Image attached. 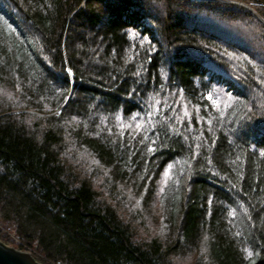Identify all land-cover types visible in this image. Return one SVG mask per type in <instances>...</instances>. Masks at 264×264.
Here are the masks:
<instances>
[{
    "label": "trees",
    "instance_id": "1",
    "mask_svg": "<svg viewBox=\"0 0 264 264\" xmlns=\"http://www.w3.org/2000/svg\"><path fill=\"white\" fill-rule=\"evenodd\" d=\"M259 16L0 0V240L43 264H264Z\"/></svg>",
    "mask_w": 264,
    "mask_h": 264
},
{
    "label": "water",
    "instance_id": "2",
    "mask_svg": "<svg viewBox=\"0 0 264 264\" xmlns=\"http://www.w3.org/2000/svg\"><path fill=\"white\" fill-rule=\"evenodd\" d=\"M261 19L263 20V18ZM0 264H43V263L39 262L31 253L19 250L0 240Z\"/></svg>",
    "mask_w": 264,
    "mask_h": 264
},
{
    "label": "rangeland",
    "instance_id": "3",
    "mask_svg": "<svg viewBox=\"0 0 264 264\" xmlns=\"http://www.w3.org/2000/svg\"><path fill=\"white\" fill-rule=\"evenodd\" d=\"M9 235H10L11 238L13 239V243H6V244H8V245H10V246H13V247H15V248H17V249H19V250L26 251V252H29V253H30L29 250L22 249V248H19V247L17 246L18 243L20 242V237H19L18 235H15V233H13V232L9 233Z\"/></svg>",
    "mask_w": 264,
    "mask_h": 264
},
{
    "label": "snow or ice",
    "instance_id": "4",
    "mask_svg": "<svg viewBox=\"0 0 264 264\" xmlns=\"http://www.w3.org/2000/svg\"><path fill=\"white\" fill-rule=\"evenodd\" d=\"M209 99H211V97H209ZM187 115H188V113L185 111V116H187ZM137 127H140V126L137 125ZM165 174L167 175V174H169V173L166 172Z\"/></svg>",
    "mask_w": 264,
    "mask_h": 264
},
{
    "label": "built area",
    "instance_id": "5",
    "mask_svg": "<svg viewBox=\"0 0 264 264\" xmlns=\"http://www.w3.org/2000/svg\"><path fill=\"white\" fill-rule=\"evenodd\" d=\"M56 264H60V262H57Z\"/></svg>",
    "mask_w": 264,
    "mask_h": 264
}]
</instances>
